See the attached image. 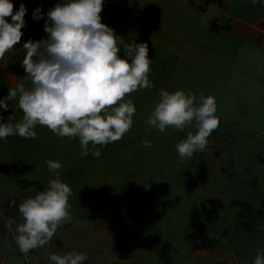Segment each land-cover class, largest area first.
Here are the masks:
<instances>
[{
    "label": "rangeland",
    "instance_id": "374dc122",
    "mask_svg": "<svg viewBox=\"0 0 264 264\" xmlns=\"http://www.w3.org/2000/svg\"><path fill=\"white\" fill-rule=\"evenodd\" d=\"M151 73V81H160L162 70ZM141 94L132 93L133 101L143 102L121 140L89 144L100 150L99 158L91 151L80 155L79 138H60L39 125L35 139H0V264H50V254L70 251L87 254L83 264H164L159 252L165 242L172 246V264H196L185 257L190 241L212 236L249 248L264 237V113L235 103L234 120L224 112L204 151L181 162L175 146L188 132L195 134V122L184 131L169 127L160 133L147 123L159 99ZM9 104V113L0 109V123L12 114L22 118L17 102ZM47 160L63 164L59 179L72 189V219L48 244L25 255L15 238L24 222L19 205L55 178Z\"/></svg>",
    "mask_w": 264,
    "mask_h": 264
},
{
    "label": "clouds",
    "instance_id": "9594fccd",
    "mask_svg": "<svg viewBox=\"0 0 264 264\" xmlns=\"http://www.w3.org/2000/svg\"><path fill=\"white\" fill-rule=\"evenodd\" d=\"M252 2L255 5L257 0ZM103 7L104 0H60L46 13L40 7L33 11L34 21L44 20L46 37L22 44L26 52L24 80L8 89L0 99V109L7 111L11 107L7 101H16L23 115L16 120L12 114L0 123V139H35L39 125L60 138H79L80 155L87 156L89 144L115 143L131 130L136 108L126 97L153 87L149 79L152 60L147 44L124 43L101 22ZM26 14L23 2L14 11L12 0H0V60L20 44ZM159 95L147 123L163 134L169 127L184 131L195 122V134L188 132L175 147L181 162L203 152L220 124L215 98L201 94L197 102L194 94L182 89L171 93L161 90ZM0 121H4L2 115ZM141 143L151 147L148 140ZM91 155L99 158L101 152L97 149ZM45 163L55 178L45 191L19 205L24 222L17 225L16 243L25 255L48 244L57 228L72 219V189L59 179L63 164L52 160ZM87 258V254L76 251L48 257L50 264H83ZM253 264H264V255L258 252Z\"/></svg>",
    "mask_w": 264,
    "mask_h": 264
},
{
    "label": "crops",
    "instance_id": "0c3cea01",
    "mask_svg": "<svg viewBox=\"0 0 264 264\" xmlns=\"http://www.w3.org/2000/svg\"><path fill=\"white\" fill-rule=\"evenodd\" d=\"M21 2L27 8L23 40L46 37L44 20L34 21L32 13L37 7L46 13L60 0H12L14 11ZM100 15L124 43L145 40L151 71L162 70L160 81H152L153 86L159 84L158 94L142 89L143 98L160 99L161 90L171 93L185 87L197 102L201 94L214 97L219 118L226 112L225 118L234 120L230 112L235 103L264 113V3L260 0L255 5L252 0H104ZM25 55L20 43L0 60L2 98L24 80ZM120 55L123 58V51ZM126 100L136 110L143 102L133 101L132 94ZM245 233L251 237L253 232ZM257 242L255 247L235 248L231 242L226 245L207 236L190 241L185 257L196 264H253L258 252L264 255V237Z\"/></svg>",
    "mask_w": 264,
    "mask_h": 264
},
{
    "label": "trees",
    "instance_id": "16d2710c",
    "mask_svg": "<svg viewBox=\"0 0 264 264\" xmlns=\"http://www.w3.org/2000/svg\"><path fill=\"white\" fill-rule=\"evenodd\" d=\"M171 244L168 242H165L162 246V248L160 249L159 252V257L160 259L164 262V264H172V259L170 256V252H171ZM33 251V250H30Z\"/></svg>",
    "mask_w": 264,
    "mask_h": 264
},
{
    "label": "built area",
    "instance_id": "2783aa9c",
    "mask_svg": "<svg viewBox=\"0 0 264 264\" xmlns=\"http://www.w3.org/2000/svg\"><path fill=\"white\" fill-rule=\"evenodd\" d=\"M24 42H25V41L23 40V36H22V38H21V42H20V43L23 44ZM10 229H11L10 226L7 224V226H6V230H7V231H10ZM16 236H17V235H16ZM16 236H15V238H16Z\"/></svg>",
    "mask_w": 264,
    "mask_h": 264
}]
</instances>
